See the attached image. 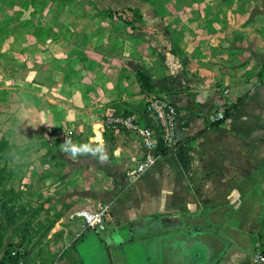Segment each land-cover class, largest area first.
Segmentation results:
<instances>
[{
	"label": "crops",
	"instance_id": "1",
	"mask_svg": "<svg viewBox=\"0 0 264 264\" xmlns=\"http://www.w3.org/2000/svg\"><path fill=\"white\" fill-rule=\"evenodd\" d=\"M227 18L215 58L191 51L174 55L165 44L148 57L161 61H147L154 90L176 105L177 143L165 149L156 132V161L133 181L130 174L143 153L140 139L103 140L92 149L104 151L80 161L52 145L51 159L62 153L71 160L51 170L50 178L58 179L52 189L47 179L39 180L24 194L36 216L24 223H52L47 237L65 235L72 243L62 250L58 241L55 250H35L31 243L17 263L0 264H250L255 251L264 249V0H231ZM134 86L139 89L137 79ZM176 88L184 91L170 93ZM112 94L108 90L106 98ZM228 107L219 127L206 128ZM123 110L133 113L125 105ZM68 111L76 114L71 106ZM133 114L149 123L146 112ZM50 119L46 125L56 129L67 122L62 114ZM75 144L83 145L77 139ZM102 204L109 205L102 233L72 216Z\"/></svg>",
	"mask_w": 264,
	"mask_h": 264
},
{
	"label": "rangeland",
	"instance_id": "2",
	"mask_svg": "<svg viewBox=\"0 0 264 264\" xmlns=\"http://www.w3.org/2000/svg\"><path fill=\"white\" fill-rule=\"evenodd\" d=\"M230 4L231 0H0V252L17 246L24 255L31 243L35 250L53 248L55 241L60 250L72 243L65 235L47 237L52 223H24L36 219L32 208H26L31 206L24 194L39 180L47 179L46 187L52 189L58 179L50 178L51 170L71 160L62 153L51 159L48 151L52 145L61 150L65 140L75 144L77 139L93 148L103 140L139 139L132 132L102 128L106 115L124 111V105L143 115L147 100L167 97L158 89L143 90L140 84L134 89L136 69L147 70L151 60L161 64L157 57H148L164 44L179 55L191 51L215 58L216 44L224 42ZM162 75L174 77L164 71ZM108 90L113 94L106 98ZM70 106L76 114L71 115ZM60 114L67 120L62 129L46 125ZM78 172L85 176L80 162Z\"/></svg>",
	"mask_w": 264,
	"mask_h": 264
},
{
	"label": "built area",
	"instance_id": "3",
	"mask_svg": "<svg viewBox=\"0 0 264 264\" xmlns=\"http://www.w3.org/2000/svg\"><path fill=\"white\" fill-rule=\"evenodd\" d=\"M149 123L142 124L133 113H110L102 122V128L109 131H128L136 134L143 146V153L134 171L130 174L133 181L137 176L149 170L156 161L154 152L157 144L155 141L156 132L159 133L161 145L168 149L176 143L175 125L178 117L176 107L166 98L153 97L146 102L145 108ZM218 112L212 119L222 117ZM109 210L108 204H102L97 209H79L73 212L72 216L82 219L84 227L90 230L97 229L103 224L105 213ZM79 236V235H77ZM42 264V263H40ZM250 264H264V249L255 251Z\"/></svg>",
	"mask_w": 264,
	"mask_h": 264
},
{
	"label": "trees",
	"instance_id": "4",
	"mask_svg": "<svg viewBox=\"0 0 264 264\" xmlns=\"http://www.w3.org/2000/svg\"><path fill=\"white\" fill-rule=\"evenodd\" d=\"M134 14H136L137 16H139V13L137 10H133ZM174 55H178L177 52H175V50L171 51ZM136 79L140 84L141 89L143 90H153L156 87L155 82L152 80L151 76L147 73L144 72L142 70H137L135 73ZM236 105V104H235ZM232 107V106H231ZM230 107L225 108L222 117L217 118L215 120H210L208 123H206V128H217L220 126V124L223 122V120L228 117L230 110ZM128 109L125 108V111H127ZM12 251H14L12 253ZM16 251V252H15ZM23 254L20 253L19 251H17V246L13 247L12 250H8L6 249L4 252V255L2 257V259L0 260V263H4V261L7 259L8 261H12L14 263H17L19 261V259H22Z\"/></svg>",
	"mask_w": 264,
	"mask_h": 264
},
{
	"label": "clouds",
	"instance_id": "5",
	"mask_svg": "<svg viewBox=\"0 0 264 264\" xmlns=\"http://www.w3.org/2000/svg\"><path fill=\"white\" fill-rule=\"evenodd\" d=\"M61 150L67 153H70L73 158H76L79 155L91 154L95 156L97 152L104 151L103 147L93 150L89 144L77 145L73 144L70 140H65L61 144ZM101 160H106L107 156L103 155L100 157Z\"/></svg>",
	"mask_w": 264,
	"mask_h": 264
},
{
	"label": "water",
	"instance_id": "6",
	"mask_svg": "<svg viewBox=\"0 0 264 264\" xmlns=\"http://www.w3.org/2000/svg\"><path fill=\"white\" fill-rule=\"evenodd\" d=\"M96 231L100 232V233L104 232L105 231V225L101 224L100 226L97 227Z\"/></svg>",
	"mask_w": 264,
	"mask_h": 264
}]
</instances>
